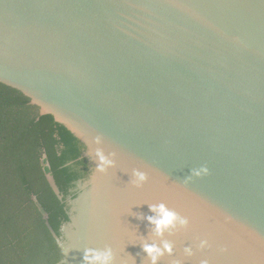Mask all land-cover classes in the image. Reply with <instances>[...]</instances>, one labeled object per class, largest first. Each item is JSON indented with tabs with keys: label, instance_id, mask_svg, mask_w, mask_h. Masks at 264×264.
<instances>
[{
	"label": "water",
	"instance_id": "water-1",
	"mask_svg": "<svg viewBox=\"0 0 264 264\" xmlns=\"http://www.w3.org/2000/svg\"><path fill=\"white\" fill-rule=\"evenodd\" d=\"M0 83L86 146L90 172L74 195L46 174L67 203L62 236L35 197L67 253L56 264H85L86 248L107 246L116 264H150L144 240L175 241L179 255L201 237L211 247L185 264H264L261 0H0ZM98 149L115 161L106 173ZM202 165L209 174L185 183ZM144 166L149 181L136 189ZM162 202L190 217L187 231L156 236L146 217Z\"/></svg>",
	"mask_w": 264,
	"mask_h": 264
},
{
	"label": "trees",
	"instance_id": "trees-1",
	"mask_svg": "<svg viewBox=\"0 0 264 264\" xmlns=\"http://www.w3.org/2000/svg\"><path fill=\"white\" fill-rule=\"evenodd\" d=\"M85 144H76L69 131L49 114L41 117L39 108L22 92L0 83V264H29L28 249H34L39 227L49 250L52 234L34 197L49 213L50 222L58 232L69 219L67 203L59 199L38 163L41 151L48 153L55 179L66 196L80 179L89 175ZM79 149V157L72 154ZM78 170L69 178L64 169ZM65 217H68L66 219ZM36 222L37 227H31ZM39 231V232H38ZM32 243V246H31ZM26 249L21 260L20 252ZM36 260V259H35ZM56 262L57 258H56Z\"/></svg>",
	"mask_w": 264,
	"mask_h": 264
},
{
	"label": "clouds",
	"instance_id": "clouds-1",
	"mask_svg": "<svg viewBox=\"0 0 264 264\" xmlns=\"http://www.w3.org/2000/svg\"><path fill=\"white\" fill-rule=\"evenodd\" d=\"M264 3V0H261ZM238 39V38H237ZM40 110V116L46 117L49 115V112L44 111L42 106L37 104ZM61 126L65 127L69 131V135L72 137L73 141L80 145V135L73 131L62 121H58ZM97 143H99V137L96 138ZM97 157L99 158V163L96 165V170L100 173H106L109 166L114 167L115 161L106 157L101 150H97ZM112 156L117 155L116 152L111 153ZM73 158L79 157V149L72 154ZM38 163L41 168L42 173L47 174L52 171V164L48 153L41 151L38 157ZM64 172L68 174L69 178L80 175L78 170L64 169ZM210 169L206 165L196 167L192 169V174L185 179V183L191 181L194 177H203L208 175ZM135 179L132 181L134 188L141 189L149 181V171L147 166L144 168L136 169L134 171ZM150 209L155 215L146 217L147 221L150 224H154L156 236L163 237L165 231H169V235H177L182 231H187L191 226V219L187 215L181 214L179 211L174 208H169L166 203L151 204ZM68 219V217H65ZM58 236H62V233L58 230ZM175 241H170L167 239H162L160 243L155 241L149 243L147 240H144L142 243V248L145 253H147V259L150 261V264H158L162 258L171 257L172 259L168 260V264H185V260L196 256L197 251L203 252L206 249L211 247L210 241L207 237L198 238V242L195 246H184L179 255L177 251H174ZM51 247H53L57 252V261L64 259L66 256V250L62 247L61 240L52 238ZM223 251L227 252L225 248ZM131 258V257H130ZM84 261L85 264H116L117 261V251L113 246H107L103 250L95 248H86L84 252ZM121 264H128L127 261H122ZM131 264H135L134 258H131ZM197 264H213V261L207 256H202L198 259Z\"/></svg>",
	"mask_w": 264,
	"mask_h": 264
},
{
	"label": "rangeland",
	"instance_id": "rangeland-1",
	"mask_svg": "<svg viewBox=\"0 0 264 264\" xmlns=\"http://www.w3.org/2000/svg\"><path fill=\"white\" fill-rule=\"evenodd\" d=\"M69 195L70 194L66 196L64 194L65 198H67ZM31 227L33 229L37 227L36 222H32ZM37 228L40 230V233L37 235L38 240L36 242L34 241V249L32 250L29 248L28 249L29 251L27 252L29 264H56L57 254L54 251L49 250L47 241L44 238L43 233H41L42 230L39 227ZM25 256H26V249L20 252V257H18L17 260H21L22 258H25Z\"/></svg>",
	"mask_w": 264,
	"mask_h": 264
}]
</instances>
